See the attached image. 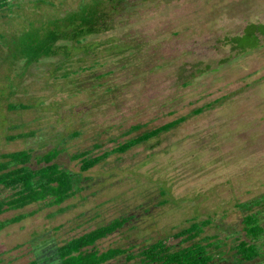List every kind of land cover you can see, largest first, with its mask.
Returning a JSON list of instances; mask_svg holds the SVG:
<instances>
[{
	"label": "rangeland",
	"instance_id": "obj_1",
	"mask_svg": "<svg viewBox=\"0 0 264 264\" xmlns=\"http://www.w3.org/2000/svg\"><path fill=\"white\" fill-rule=\"evenodd\" d=\"M7 2V10L14 8L0 16V155L58 148L57 163L81 183L59 206L40 202L2 214L0 221L26 216L0 230V264L50 257L45 264H58L53 254L63 243L121 217L130 220L88 249L137 253L191 219L209 218L199 239H219V250L209 248L216 263L264 264V238L260 258L234 256L245 239V213L236 205L264 199V36L244 51L231 42L248 25L264 24V0ZM87 3L104 13V29L60 42L65 50L53 57L11 68L23 57L10 44L14 35H46L51 20ZM9 104L28 109L9 111ZM179 117L185 121L170 131L85 173L70 159L83 151L100 155ZM137 124L140 131L125 134Z\"/></svg>",
	"mask_w": 264,
	"mask_h": 264
},
{
	"label": "trees",
	"instance_id": "obj_2",
	"mask_svg": "<svg viewBox=\"0 0 264 264\" xmlns=\"http://www.w3.org/2000/svg\"><path fill=\"white\" fill-rule=\"evenodd\" d=\"M114 1L111 0V2ZM7 4V0H0V16L4 13L11 14L14 7L7 10ZM89 6L88 3L82 4L76 12L51 20L46 35H41L39 31H36L35 34L25 32L17 37L14 35L10 44H13L16 50L19 49L23 57L16 58L11 64V68L20 61L29 66L43 58L53 57L60 50H65V45L59 44L60 42L69 43L83 40L96 31L104 29V13L91 12ZM2 35L0 33V37ZM259 36H264V24H251L246 27L242 36L232 39L231 42L237 49L244 51L247 48H256ZM7 51L9 54L12 49H7ZM7 109L9 111L26 110L28 106L9 104ZM201 110L197 109L195 113L197 114ZM184 121L185 117H179L159 127L144 131L100 155L91 157L89 156L91 151H83L71 155L70 159L77 161L79 171L85 173L110 155L125 153L134 146L170 131ZM142 128L143 126L140 124L133 125L125 134L130 135ZM30 136H33L32 132L8 136L7 139L13 141ZM95 147L98 148V146ZM60 153V149L53 148L39 156H34L33 152L27 149L0 155V216L6 212L22 210L40 202H45L48 206H59L76 194V187L81 183V177L57 163L56 159ZM263 200L258 199L236 205L237 209L245 213L241 220L245 239L239 241L234 247V256L238 261L251 262L260 258L263 253L261 246L264 238V226L261 224V216L264 219ZM25 216L19 214L0 221V230L19 222ZM129 220V217L116 218L106 225L68 240L56 249L53 258L58 260V264H109L122 258L128 263L137 260L139 264H220L216 263V257L209 251V248L219 250V239L215 236L199 239L212 223L209 218L191 219L187 227L180 229L169 238L157 240L137 253H132L129 248H109L102 252L88 249L93 247L97 241L122 228ZM170 239H180L181 242H191V244L172 249L167 244ZM201 240L207 241V243H203ZM50 258H44L42 261L33 260L27 264H45Z\"/></svg>",
	"mask_w": 264,
	"mask_h": 264
}]
</instances>
